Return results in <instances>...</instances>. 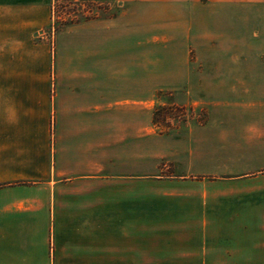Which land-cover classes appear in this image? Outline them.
Wrapping results in <instances>:
<instances>
[{
	"label": "crops",
	"instance_id": "crops-1",
	"mask_svg": "<svg viewBox=\"0 0 264 264\" xmlns=\"http://www.w3.org/2000/svg\"><path fill=\"white\" fill-rule=\"evenodd\" d=\"M172 1L173 35L186 21L183 35L208 42L203 0ZM235 1L221 0L219 74L189 73L186 61L164 74L161 59L127 74L116 29L91 21L50 57L20 22L31 9L0 8V264H131V227L155 228L156 256L142 264H264V0ZM152 16L140 24L156 27ZM165 105L209 119L165 133L154 119ZM162 163L168 181L144 198L117 190ZM176 235L200 253L174 255Z\"/></svg>",
	"mask_w": 264,
	"mask_h": 264
},
{
	"label": "rangeland",
	"instance_id": "rangeland-1",
	"mask_svg": "<svg viewBox=\"0 0 264 264\" xmlns=\"http://www.w3.org/2000/svg\"><path fill=\"white\" fill-rule=\"evenodd\" d=\"M227 1L230 2L228 6H236L235 0ZM201 3L207 5L208 8L205 13L208 16L211 15V21L206 25V28H209L205 29L211 33L207 35L208 42L200 45L194 39L202 35H183L182 27L187 25L186 21H177L180 32L173 35L175 33L171 29V18L169 17L171 14L169 12L170 7L175 4L172 0H0V8L31 9L30 14H33L28 13L26 17L21 16L20 22L30 20L29 23L35 28L31 38L33 45L47 46L50 57H55L60 36L80 23L87 22L84 19L88 17L91 18L88 21L93 22L96 26H110L116 29L117 64L121 65L126 57L124 55L127 54V74L139 73V70L133 67L136 63L146 62L151 64L155 60H158V62L162 60L164 65L162 73L164 74H173V65L183 61L189 63V73L219 74L220 9L224 4L221 3V0H203ZM154 5L155 7L152 8L151 6ZM59 6H63V8L60 9ZM145 13H149L151 16L160 14L163 18L158 19L156 27L149 26L147 28L144 24H140L143 20L140 16L145 15ZM115 18L116 20H113ZM153 20L157 21L155 18ZM26 28L28 26L24 27V29ZM173 37H176V42L172 40ZM126 38L127 42L125 43ZM190 39L192 42H190ZM174 45L179 48L176 53L171 50ZM183 53L184 59L177 61L175 59L176 54L178 57L179 55L182 57ZM183 70V68H180L179 73H183ZM151 71L155 73L154 69L151 70L150 68L140 73H150ZM161 100L163 99L161 98ZM164 101L166 102V98ZM159 110L161 111L159 120L165 133L182 132L188 125L203 124L209 119V115L205 110L193 107H167L165 105L163 110L162 108ZM164 165L165 168L162 167ZM159 166L164 170L162 173L149 176L147 179L127 180V183L118 184L117 190L118 188L127 187L129 194H127V197L131 201L134 198H144L140 193L153 192L159 182L168 181L165 177L172 171L169 164L162 163ZM185 181L189 182V186H204L212 180L191 179ZM117 196L123 197V194H117ZM128 234L134 239L139 238L137 239L139 242L127 244V259L129 258L131 264H142L144 260H151L156 256L157 237L154 227H149L146 231L139 227H131L128 229ZM192 243L186 235H176L173 243L175 246L174 252L172 253L181 258L186 255H198L200 252L188 249ZM165 254L171 253L165 250Z\"/></svg>",
	"mask_w": 264,
	"mask_h": 264
},
{
	"label": "trees",
	"instance_id": "trees-1",
	"mask_svg": "<svg viewBox=\"0 0 264 264\" xmlns=\"http://www.w3.org/2000/svg\"><path fill=\"white\" fill-rule=\"evenodd\" d=\"M59 7H60V6H59ZM62 8H63V6L60 7V9H62ZM58 18H60V17L58 16ZM89 19H91V18L86 17V18L84 19V21H88ZM84 21H83V22H84ZM160 113H161V111H157V112L155 113V115H154L155 122H158V121H159Z\"/></svg>",
	"mask_w": 264,
	"mask_h": 264
}]
</instances>
